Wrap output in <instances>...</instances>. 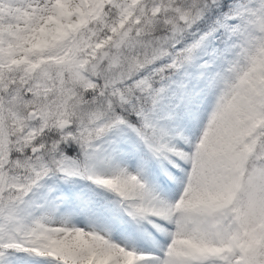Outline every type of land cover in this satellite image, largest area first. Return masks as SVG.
Wrapping results in <instances>:
<instances>
[{"label":"snow or ice","instance_id":"1","mask_svg":"<svg viewBox=\"0 0 264 264\" xmlns=\"http://www.w3.org/2000/svg\"><path fill=\"white\" fill-rule=\"evenodd\" d=\"M206 121L188 150L172 124ZM124 134L184 162L175 202L118 165L95 171ZM76 145L83 160L67 155ZM115 193L167 237L129 249L26 199L46 178ZM179 175V174H178ZM264 264V0H0V264Z\"/></svg>","mask_w":264,"mask_h":264},{"label":"rangeland","instance_id":"2","mask_svg":"<svg viewBox=\"0 0 264 264\" xmlns=\"http://www.w3.org/2000/svg\"><path fill=\"white\" fill-rule=\"evenodd\" d=\"M203 111L202 108L198 115L199 119L203 117ZM198 118L173 122L174 139L172 143L187 151L188 146L183 138L188 137L194 141L199 136V130L195 123ZM130 140H134V137H131L130 134H124L120 146L117 147L115 152L112 151L111 146L105 145L108 150L106 149L96 162L95 171L108 175L118 165L133 174L142 176L146 185L162 199L175 202L180 196L179 193H181L180 184H183L184 172L180 170L181 167H184L183 163L180 161L179 166H177V158L175 157L157 158L146 151L133 148ZM77 160H83L82 153ZM43 185L42 188L46 187L47 189L45 203L48 206H44L40 210L32 208L28 211L35 216L41 215V212H47L48 215L54 218L53 226H59L60 221L65 220L70 224L76 223L77 226L84 227L86 230L95 228L101 234L110 233L112 239L122 246H127L129 249L135 248L138 251L149 248L147 246L149 238L146 237L152 236V228H156L161 223L165 227H171L161 218L156 217L149 218L152 219V224L147 220H133L124 212L119 202L120 198L115 193L109 192L87 179H81L80 177L65 179L61 175H57L46 178ZM95 186L99 187L101 193L94 189ZM48 192H50L49 195ZM33 193H30L26 199L31 198L36 201L38 195L36 189ZM62 203L63 205H61ZM38 204L43 205L42 203ZM155 235L158 236V234ZM158 238L159 241L162 240L161 237ZM163 238L162 244L167 241L166 236ZM145 241L147 244H145ZM38 258L40 257H28L23 253H9L5 257L8 264H37L38 262L49 264L48 260L43 259V261H40Z\"/></svg>","mask_w":264,"mask_h":264},{"label":"bare ground","instance_id":"3","mask_svg":"<svg viewBox=\"0 0 264 264\" xmlns=\"http://www.w3.org/2000/svg\"><path fill=\"white\" fill-rule=\"evenodd\" d=\"M202 114H203V117L202 118H198V119H196V121H195V123H196V126H197V128H198V134H200V131H201V129L203 128V125H204V123H205V121H206V115H207V113H206V110L204 109V111L202 112ZM120 146V145H119ZM105 149H107L108 150V148H106L105 147ZM119 150V149H118ZM110 154V153H109ZM105 156V155H104ZM110 156V155H109ZM118 159V158H117ZM120 159V158H119ZM182 163H183V165H184V162L183 161H181ZM180 170L181 171H183V168L181 167L180 168ZM181 175H182V173H181ZM181 182V181H180ZM44 186V185H43ZM59 187V186H58ZM180 189H181V192H182V190H183V184H180ZM64 190V189H63ZM168 190V189H167ZM36 191H37V193H38V195H37V202L36 201H34V203L35 204H38V203H42L44 206H48L47 205V203H45L46 202V197H47V194H46V192H47V189H46V187L45 188H42V187H40V188H36ZM58 191V190H57ZM62 191V190H61ZM49 193L50 192H48V195H49ZM54 193V192H53ZM59 193V192H58ZM34 194V193H33ZM36 194V193H35ZM54 195V194H53ZM179 195H180V193H179ZM178 195V196H179ZM61 198V197H60ZM59 198V199H60ZM179 198V197H178ZM31 199V198H30ZM53 199V198H52ZM58 199V200H59ZM63 199V198H62ZM32 200V199H31ZM49 200V199H48ZM53 201H55V200H53ZM172 201V200H171ZM58 204V203H57ZM55 205V204H54ZM61 205H63V203L61 204ZM49 207H50V203H49ZM53 209V208H52ZM34 210V209H33ZM46 210V209H45ZM36 211V210H35ZM40 213V212H39ZM53 218V217H52ZM157 218V217H156ZM160 219V218H159ZM152 220V219H151ZM145 221V220H144ZM148 221V220H147ZM52 222H54V218H53V220H52ZM157 222V221H156ZM145 223V222H144ZM161 223V222H160ZM152 224V223H151ZM159 224V223H158ZM162 224V223H161ZM160 224V225H161ZM74 225H76L77 226V224L75 223ZM145 225V224H144ZM143 225V226H144ZM51 226H53V225H51ZM146 226V225H145ZM144 226V227H145ZM154 226H155V224H154ZM77 227H79V226H77ZM147 227V226H146ZM165 227V226H164ZM151 232H152V236H147L146 238L148 239L149 238V240H147L148 241V247L149 248H152V250L155 252V254L156 255H160L161 253H160V251H159V249H157V248H153V241L155 240V241H159V238L158 237H161L162 238V240L164 239L163 237H165L161 232H160V230H159V228L158 227H156V228H152L151 229ZM155 234H158V236L157 235H155ZM157 236V237H156ZM156 238H158V240H156ZM162 240L161 241H159L160 243L162 242ZM146 242V241H145ZM167 242V241H166ZM166 242L164 243L165 245H166ZM145 244H147V242L145 243ZM144 244V245H145ZM162 244V243H161ZM40 261H43V259L44 258H38ZM17 264H23V263H17ZM37 264H42V263H37Z\"/></svg>","mask_w":264,"mask_h":264},{"label":"trees","instance_id":"4","mask_svg":"<svg viewBox=\"0 0 264 264\" xmlns=\"http://www.w3.org/2000/svg\"><path fill=\"white\" fill-rule=\"evenodd\" d=\"M64 150L69 156H80L81 150L76 145L64 146Z\"/></svg>","mask_w":264,"mask_h":264}]
</instances>
